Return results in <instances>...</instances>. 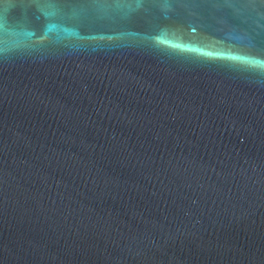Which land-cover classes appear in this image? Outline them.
Masks as SVG:
<instances>
[{"label":"water","instance_id":"95a60500","mask_svg":"<svg viewBox=\"0 0 264 264\" xmlns=\"http://www.w3.org/2000/svg\"><path fill=\"white\" fill-rule=\"evenodd\" d=\"M0 264H264V0H0Z\"/></svg>","mask_w":264,"mask_h":264}]
</instances>
